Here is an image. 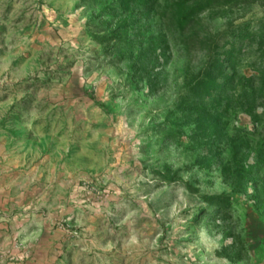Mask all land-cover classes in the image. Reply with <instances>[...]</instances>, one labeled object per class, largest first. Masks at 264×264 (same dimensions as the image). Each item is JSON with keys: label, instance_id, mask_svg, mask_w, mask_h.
<instances>
[{"label": "rangeland", "instance_id": "obj_1", "mask_svg": "<svg viewBox=\"0 0 264 264\" xmlns=\"http://www.w3.org/2000/svg\"><path fill=\"white\" fill-rule=\"evenodd\" d=\"M0 141L72 201L0 264H264V0H0Z\"/></svg>", "mask_w": 264, "mask_h": 264}, {"label": "crops", "instance_id": "obj_2", "mask_svg": "<svg viewBox=\"0 0 264 264\" xmlns=\"http://www.w3.org/2000/svg\"><path fill=\"white\" fill-rule=\"evenodd\" d=\"M3 148L0 141V154ZM68 157L72 169L71 157ZM76 160L77 157L73 163L76 164ZM46 164L44 159L34 162L29 156L20 162L11 154L0 157V249L10 248L19 239L30 242L36 254L47 250L48 258L54 245L60 244L61 236L57 234L62 231L54 230L52 211L57 214V209L69 205V215H72V201L65 192L57 194L56 178L60 180L61 175L56 177V171L59 174L60 170L51 163L47 172ZM72 182L70 179L69 183Z\"/></svg>", "mask_w": 264, "mask_h": 264}]
</instances>
